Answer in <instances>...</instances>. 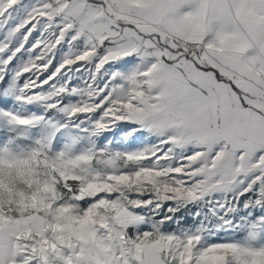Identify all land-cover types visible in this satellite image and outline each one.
Instances as JSON below:
<instances>
[{
	"label": "snow or ice",
	"instance_id": "6c2138e0",
	"mask_svg": "<svg viewBox=\"0 0 264 264\" xmlns=\"http://www.w3.org/2000/svg\"><path fill=\"white\" fill-rule=\"evenodd\" d=\"M0 264H264V0H0Z\"/></svg>",
	"mask_w": 264,
	"mask_h": 264
}]
</instances>
